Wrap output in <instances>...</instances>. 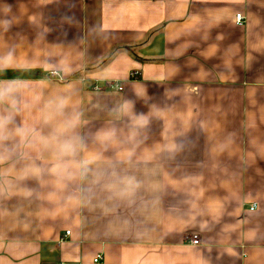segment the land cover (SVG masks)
I'll use <instances>...</instances> for the list:
<instances>
[{
  "label": "crops",
  "instance_id": "crops-1",
  "mask_svg": "<svg viewBox=\"0 0 264 264\" xmlns=\"http://www.w3.org/2000/svg\"><path fill=\"white\" fill-rule=\"evenodd\" d=\"M9 52L0 264H264V0H0Z\"/></svg>",
  "mask_w": 264,
  "mask_h": 264
},
{
  "label": "clouds",
  "instance_id": "clouds-1",
  "mask_svg": "<svg viewBox=\"0 0 264 264\" xmlns=\"http://www.w3.org/2000/svg\"><path fill=\"white\" fill-rule=\"evenodd\" d=\"M13 62V54L9 52L5 56H0V71H7ZM21 85L14 81H9L7 84L0 83V103H7L13 111H9L5 115H0V141L8 138L6 133L9 131V125L14 123L15 110H18L19 103L18 93ZM63 100L58 103V108H63ZM16 133L23 136L24 130L21 128L16 129ZM65 148L71 150V145H65Z\"/></svg>",
  "mask_w": 264,
  "mask_h": 264
},
{
  "label": "built area",
  "instance_id": "built-area-1",
  "mask_svg": "<svg viewBox=\"0 0 264 264\" xmlns=\"http://www.w3.org/2000/svg\"><path fill=\"white\" fill-rule=\"evenodd\" d=\"M236 23L238 25H244V23H245V17L243 15H241V14L237 15V17H236ZM53 75H55V73H53ZM138 76H139L138 72H134L131 75V77H133V78H137ZM95 90L96 91H99V92H105L107 90H111V91L112 90H117L119 92H122L124 90V87L122 86V84H119L117 82H108L104 86H96L95 87ZM67 235H70V231L67 232ZM190 242L193 245H199V240L197 239V237L190 238ZM101 259H102V256H98L96 258L95 262L98 263Z\"/></svg>",
  "mask_w": 264,
  "mask_h": 264
}]
</instances>
